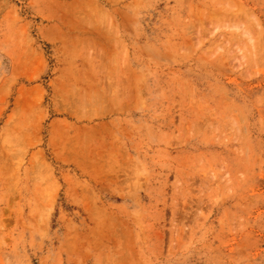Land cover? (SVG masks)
Listing matches in <instances>:
<instances>
[{
  "label": "rangeland",
  "instance_id": "rangeland-1",
  "mask_svg": "<svg viewBox=\"0 0 264 264\" xmlns=\"http://www.w3.org/2000/svg\"><path fill=\"white\" fill-rule=\"evenodd\" d=\"M0 264H264V0H0Z\"/></svg>",
  "mask_w": 264,
  "mask_h": 264
},
{
  "label": "crops",
  "instance_id": "crops-1",
  "mask_svg": "<svg viewBox=\"0 0 264 264\" xmlns=\"http://www.w3.org/2000/svg\"><path fill=\"white\" fill-rule=\"evenodd\" d=\"M22 67V70L20 69ZM45 67L44 66H39L38 64L35 63H22L20 66L16 65V63L12 64L9 72L7 73V75L4 77V80H8V79H18L19 75L21 76H26V77H31L37 73H42L44 71ZM18 71H23V72H18ZM37 91L36 89H33V92ZM34 100V99H33ZM36 100H34L35 102ZM28 103H31V100L28 99ZM16 108H13V110H15Z\"/></svg>",
  "mask_w": 264,
  "mask_h": 264
}]
</instances>
